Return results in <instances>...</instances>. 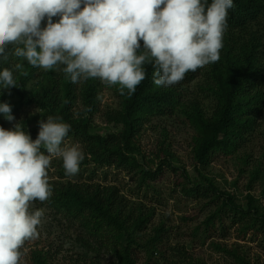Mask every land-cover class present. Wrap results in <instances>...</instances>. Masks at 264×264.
I'll use <instances>...</instances> for the list:
<instances>
[{
	"label": "trees",
	"instance_id": "trees-1",
	"mask_svg": "<svg viewBox=\"0 0 264 264\" xmlns=\"http://www.w3.org/2000/svg\"><path fill=\"white\" fill-rule=\"evenodd\" d=\"M227 23L220 59L186 73L174 86L157 87L151 64L143 65L146 78L129 96L127 89L121 94L118 84L108 85L97 78L73 84L59 70L63 66L44 70L20 60L23 67L14 72L17 87L0 90V102L12 106V123L21 122L33 140L38 134V121L48 116L60 117L61 122L71 125L65 142L80 144L85 159L79 172L70 177L62 162L53 158L50 168L55 169L58 180L50 182L52 196L39 202L54 215L78 224L79 238L85 245H111L116 258L113 264H136L134 250L140 248L145 249L150 261L168 235L163 228L155 227L152 236L144 239L153 208L148 210L142 202L121 193L118 186L99 181L97 174L102 173L105 181L108 171L136 178L130 195L138 199L153 188L163 167H167L174 173V186L181 194L215 203L216 210L204 222V232L216 228L218 221L222 234L226 218L242 238H255L264 250V212L252 196H247V209L243 210L205 173L216 155L232 159L253 137L264 116V0H234ZM16 62L17 58L10 55L0 68H12ZM192 85L196 92L189 91ZM104 89L112 91L115 106L102 105ZM173 116H182L194 132L193 175L174 165L175 157L165 145L164 130L154 159L142 148V134L154 126L152 121ZM97 117L101 125L95 122ZM0 127L9 129L12 124L0 116ZM260 173L258 168L253 169L252 180ZM24 248L27 251L21 264H53L49 250L30 246L27 241ZM182 250L187 251L184 247ZM176 251L183 255L182 262L193 264L191 257L180 249ZM221 251L232 264H252L242 249ZM163 261L175 264L168 258Z\"/></svg>",
	"mask_w": 264,
	"mask_h": 264
},
{
	"label": "clouds",
	"instance_id": "clouds-1",
	"mask_svg": "<svg viewBox=\"0 0 264 264\" xmlns=\"http://www.w3.org/2000/svg\"><path fill=\"white\" fill-rule=\"evenodd\" d=\"M233 8L234 0H0V64L10 55L18 61L0 68V90L17 87L20 60L44 70L63 66L73 84L90 78L118 84L129 96L146 78L143 65L151 64L157 87L174 86L220 59ZM0 116L12 124L0 127V264H21L44 215L34 204L53 194V158L71 177L85 153L65 143L71 125L60 117L38 121L33 140L21 122L12 123L8 102H0Z\"/></svg>",
	"mask_w": 264,
	"mask_h": 264
},
{
	"label": "rangeland",
	"instance_id": "rangeland-1",
	"mask_svg": "<svg viewBox=\"0 0 264 264\" xmlns=\"http://www.w3.org/2000/svg\"><path fill=\"white\" fill-rule=\"evenodd\" d=\"M189 91L196 92L193 85ZM115 96L109 89H104L101 93V103L105 106H115ZM95 122L101 125V120L97 117ZM152 128L144 131L141 137V145L147 154H155L159 150V145L163 139L161 131L165 133V145L175 157V166L182 167L189 175H193L194 161L191 155V140L194 132L182 116L171 118L155 119L152 121ZM71 145L70 142H65ZM258 168L261 176L252 180L251 172ZM215 185L223 193L229 194L233 198L235 206L243 210L247 209L250 195L255 201V205L264 212V116L260 119L258 127L253 137L238 150L232 159L223 158L216 155L212 164L205 171ZM49 182L57 181L55 169H48ZM97 178L105 184L116 185L121 193L129 194V198L142 202L148 210L153 208V215L145 231V240L152 236V229L161 227L167 231L164 243L158 248V252L148 261L145 249H136L134 260L136 264H165L164 258H168L175 264H192L182 262L183 255L176 249L182 247L188 258L191 257L193 264H232L233 261L224 255L221 248L242 249L246 257L252 264H264V250L259 246L255 238H242L225 220V231L221 234L218 221L216 228L205 231L204 222L211 213L216 210L214 202L208 200H193L185 197L179 192V188L174 186L175 175L167 167H163L161 174L157 177L153 188L145 193H141L138 199L130 195L136 184V178L128 176L126 173L108 171L107 179L102 180L103 174L98 173ZM136 193V191H134ZM132 198H131V197ZM128 197V196H127ZM34 209H43L44 215L41 224L38 226V238L27 241L30 246L49 250L53 255V264H113L116 258L111 251V245L104 243L101 245H85L81 238L78 224H71L65 219L54 215L46 206L38 201L34 204ZM195 230L197 233L194 235ZM209 236L206 238V236ZM144 240V241H145ZM215 243L214 246H211ZM161 255L163 257H161Z\"/></svg>",
	"mask_w": 264,
	"mask_h": 264
}]
</instances>
